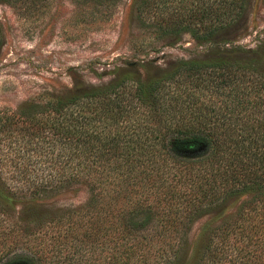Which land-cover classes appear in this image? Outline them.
<instances>
[{
    "label": "trees",
    "instance_id": "obj_1",
    "mask_svg": "<svg viewBox=\"0 0 264 264\" xmlns=\"http://www.w3.org/2000/svg\"><path fill=\"white\" fill-rule=\"evenodd\" d=\"M79 1L105 14L116 0ZM248 2L133 0L131 10L158 36L212 42ZM135 72L1 115L14 169L0 155V264H187L196 219L242 196L190 264H264V41ZM19 131L28 160L15 153ZM75 186L85 201L59 203Z\"/></svg>",
    "mask_w": 264,
    "mask_h": 264
},
{
    "label": "rangeland",
    "instance_id": "obj_2",
    "mask_svg": "<svg viewBox=\"0 0 264 264\" xmlns=\"http://www.w3.org/2000/svg\"><path fill=\"white\" fill-rule=\"evenodd\" d=\"M132 2L116 0L111 11L101 14L79 0H40L39 7L30 9L28 0H0V117L15 113L28 100L42 102L50 94L65 96L108 84L123 70L143 77L149 72L158 75L181 59H215L234 48L255 49L264 41V0H249L241 21L218 31L212 42L183 31L158 36L139 23ZM18 136L17 149L28 145V134L19 131ZM0 147L4 157L5 148ZM15 153L28 160V149ZM2 159L3 170L10 173L14 167ZM58 198L59 203L79 204L87 190L75 186ZM246 198L226 200L221 210L196 219L189 233L193 250L188 249L187 264L195 258L206 229L232 214Z\"/></svg>",
    "mask_w": 264,
    "mask_h": 264
}]
</instances>
